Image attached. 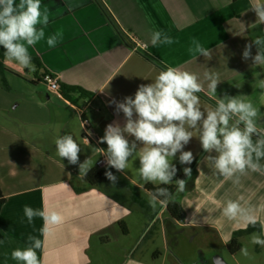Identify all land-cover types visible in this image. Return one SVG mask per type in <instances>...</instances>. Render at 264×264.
I'll use <instances>...</instances> for the list:
<instances>
[{
    "label": "crops",
    "instance_id": "0c3cea01",
    "mask_svg": "<svg viewBox=\"0 0 264 264\" xmlns=\"http://www.w3.org/2000/svg\"><path fill=\"white\" fill-rule=\"evenodd\" d=\"M2 47L29 107L0 119V264H152L251 223L264 249V0H0ZM96 167L113 175L92 186ZM168 169L181 220L145 188Z\"/></svg>",
    "mask_w": 264,
    "mask_h": 264
},
{
    "label": "rangeland",
    "instance_id": "374dc122",
    "mask_svg": "<svg viewBox=\"0 0 264 264\" xmlns=\"http://www.w3.org/2000/svg\"><path fill=\"white\" fill-rule=\"evenodd\" d=\"M22 66L21 63H18L16 67L12 68V71L20 78V80L15 79L19 83L23 80H32L35 77V67L32 64H24V67ZM25 67L29 69L28 72L24 70ZM35 87L38 93H36L34 97H39L40 94L43 93L45 85L43 83H38ZM18 93V90L14 91V93H6L0 86V119L4 115L18 117L27 111L29 105H23L21 109L12 108L16 103V99L20 96ZM24 96H27V92L24 93L23 97ZM30 97L32 96H28L27 98L30 99ZM155 237L151 240H154ZM258 239L255 233L241 237L240 250L234 255H231L227 247L221 244L219 239L213 237L203 238L201 234L195 237L192 242L186 237V234H183V237L179 238V243L177 242L176 245L168 244L167 253L163 249V243L160 238H158L150 245L149 252H163L162 254L165 252V256L155 259L147 254V256H149L147 258L152 264H217L218 260H221L224 264H261L264 261V249L260 246Z\"/></svg>",
    "mask_w": 264,
    "mask_h": 264
},
{
    "label": "trees",
    "instance_id": "16d2710c",
    "mask_svg": "<svg viewBox=\"0 0 264 264\" xmlns=\"http://www.w3.org/2000/svg\"><path fill=\"white\" fill-rule=\"evenodd\" d=\"M12 55V56H16L15 53H12L8 47H2L0 48V80L2 82L3 85L5 78H4V74H5V69L3 67V58L5 55ZM30 60L34 61L35 65L39 68V65H37L36 60L31 59ZM45 75H51L49 73H47L45 70H43L42 73V78ZM60 92L61 95L66 96L67 95V90L65 89V87L60 85ZM248 130H250L253 134L257 135L256 132H254L252 129L247 128ZM261 140L264 141V137H260V135H257ZM178 169H168L166 171H164L163 175L165 178V182L161 185L158 186H153L151 184L145 185V188L156 198H158L159 200L166 202L167 201V211L170 214V216L175 219V220H181L182 218V212L181 209L179 207V205L175 202H171L168 199L170 198L172 191H173V183L177 182L180 180L181 177H177L178 175ZM113 175V171L112 170H105V169H100L98 167L96 168H92L90 170H88L84 176L83 179L89 184V185H96V184H101V183H105L107 181L110 180V178ZM5 203V197L0 189V210L2 208V206ZM255 231H259V226L257 224L251 223L249 224L246 229L244 230H240L237 231L233 234L232 238L230 239V241L228 242V244L226 245L228 252L231 255H234L235 253H237L240 248H241V243H240V238L245 235V234H250L252 232Z\"/></svg>",
    "mask_w": 264,
    "mask_h": 264
},
{
    "label": "built area",
    "instance_id": "2783aa9c",
    "mask_svg": "<svg viewBox=\"0 0 264 264\" xmlns=\"http://www.w3.org/2000/svg\"><path fill=\"white\" fill-rule=\"evenodd\" d=\"M43 82L48 86V89L52 92H58L59 91V84H58V79L52 75H45L42 78ZM83 127H84V134L82 135V141L85 143H91L93 140L98 141V138L94 136L91 137L92 133L90 129L87 128V121H83ZM108 165L107 161L105 158L100 159L97 162L98 167H103Z\"/></svg>",
    "mask_w": 264,
    "mask_h": 264
},
{
    "label": "water",
    "instance_id": "95a60500",
    "mask_svg": "<svg viewBox=\"0 0 264 264\" xmlns=\"http://www.w3.org/2000/svg\"><path fill=\"white\" fill-rule=\"evenodd\" d=\"M217 264H224V263H222L221 260H218L217 261Z\"/></svg>",
    "mask_w": 264,
    "mask_h": 264
}]
</instances>
